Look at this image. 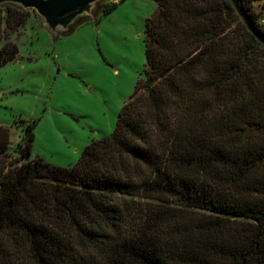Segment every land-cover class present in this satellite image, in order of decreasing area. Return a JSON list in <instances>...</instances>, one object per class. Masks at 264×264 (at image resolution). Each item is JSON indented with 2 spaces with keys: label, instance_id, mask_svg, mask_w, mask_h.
<instances>
[{
  "label": "trees",
  "instance_id": "obj_1",
  "mask_svg": "<svg viewBox=\"0 0 264 264\" xmlns=\"http://www.w3.org/2000/svg\"><path fill=\"white\" fill-rule=\"evenodd\" d=\"M154 1L143 76L77 163L31 157L36 122L11 159L0 126V264H264V46L228 0ZM2 8L11 32L31 11Z\"/></svg>",
  "mask_w": 264,
  "mask_h": 264
},
{
  "label": "rangeland",
  "instance_id": "obj_2",
  "mask_svg": "<svg viewBox=\"0 0 264 264\" xmlns=\"http://www.w3.org/2000/svg\"><path fill=\"white\" fill-rule=\"evenodd\" d=\"M116 6L107 16L98 9L95 19L57 38L32 10L11 32L1 9L0 33L19 47L16 60L0 65V126L9 129L11 159L23 162L15 148L29 122H36L31 157L62 167L77 163L89 144L114 132L143 76L146 21L157 3L121 0ZM246 6L255 15L264 12V0H246Z\"/></svg>",
  "mask_w": 264,
  "mask_h": 264
},
{
  "label": "water",
  "instance_id": "obj_3",
  "mask_svg": "<svg viewBox=\"0 0 264 264\" xmlns=\"http://www.w3.org/2000/svg\"><path fill=\"white\" fill-rule=\"evenodd\" d=\"M118 3L121 0H0V8L14 6L34 11L42 28L57 38L72 31L81 22L95 19L101 2ZM247 31L264 46V33L254 24L242 0H228Z\"/></svg>",
  "mask_w": 264,
  "mask_h": 264
},
{
  "label": "built area",
  "instance_id": "obj_4",
  "mask_svg": "<svg viewBox=\"0 0 264 264\" xmlns=\"http://www.w3.org/2000/svg\"><path fill=\"white\" fill-rule=\"evenodd\" d=\"M260 27L264 30V16H262L259 20Z\"/></svg>",
  "mask_w": 264,
  "mask_h": 264
}]
</instances>
